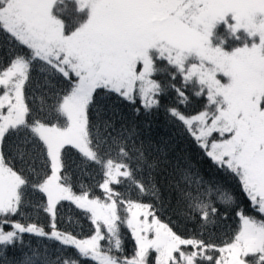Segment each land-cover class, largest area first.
Returning a JSON list of instances; mask_svg holds the SVG:
<instances>
[{"label": "snow or ice", "instance_id": "6c2138e0", "mask_svg": "<svg viewBox=\"0 0 264 264\" xmlns=\"http://www.w3.org/2000/svg\"><path fill=\"white\" fill-rule=\"evenodd\" d=\"M0 264H264V0H0Z\"/></svg>", "mask_w": 264, "mask_h": 264}, {"label": "trees", "instance_id": "16d2710c", "mask_svg": "<svg viewBox=\"0 0 264 264\" xmlns=\"http://www.w3.org/2000/svg\"><path fill=\"white\" fill-rule=\"evenodd\" d=\"M39 102V100H37V103ZM165 117L163 116V114L159 115L158 117H156L155 121L152 123V128L158 132L160 135H165L168 132V128L166 127L165 123ZM70 214L66 213L65 215V223L68 222V216ZM34 241V246L37 243H41L42 241L39 238H34V237H30V236H26L25 237V244L27 245V243L29 241ZM51 243V242H49ZM21 255V250L19 247H17V249L15 250V256L19 257ZM13 258V253L9 252V259Z\"/></svg>", "mask_w": 264, "mask_h": 264}]
</instances>
